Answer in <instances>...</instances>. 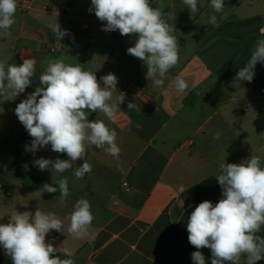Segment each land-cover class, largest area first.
<instances>
[{
    "label": "crops",
    "instance_id": "obj_1",
    "mask_svg": "<svg viewBox=\"0 0 264 264\" xmlns=\"http://www.w3.org/2000/svg\"><path fill=\"white\" fill-rule=\"evenodd\" d=\"M149 2L170 14L179 44V63L162 88H153L146 66L127 53L135 35L102 31L106 22L89 13L91 0H17L11 35L0 30V62L19 66L22 57L37 60L25 92L15 100H0V223L9 222L16 211L56 213L64 232L50 231L46 242L60 248L54 255L62 258L63 250H70L75 264H193L191 253L197 249L188 241V218L205 200L215 205L222 190L194 203L178 186L189 189L216 178L224 161L239 163L253 154L264 166V64L257 63L252 82L235 80L256 40L264 38V0H225L223 13H215L210 0H198L200 11L193 18L182 0ZM213 14L218 27L207 22ZM54 22L70 36L58 42L47 27ZM57 58L95 72L101 87L100 77L108 73L116 75L117 85L140 87L121 104L115 123L103 113L90 114V120H103L117 131L121 152L117 159L89 145L92 172L83 180H76L72 171L53 174L33 166L40 157H68L50 145L35 155L25 151L32 138L15 114L17 104L39 86L49 59ZM176 77L189 85L185 96L175 91ZM129 102L136 107L129 110ZM218 130L220 137L214 139ZM83 163L77 160L74 167ZM62 177H67L70 191L64 207L57 205L59 191L42 190ZM80 198L89 200L94 216L83 240L68 235L65 219ZM259 234L264 236V229ZM200 251L211 264L210 250ZM0 264H12L2 246Z\"/></svg>",
    "mask_w": 264,
    "mask_h": 264
},
{
    "label": "clouds",
    "instance_id": "obj_2",
    "mask_svg": "<svg viewBox=\"0 0 264 264\" xmlns=\"http://www.w3.org/2000/svg\"><path fill=\"white\" fill-rule=\"evenodd\" d=\"M190 17L199 13L198 0H182ZM215 13H223L225 0H210ZM17 0H0V30L11 35L15 23ZM89 13H94L106 22L102 31H119L122 36L135 35V43L127 53L138 58L146 66V79L153 88H162L167 74L179 63V44L174 35L176 28L169 20L171 16L161 7L153 8L149 0H91ZM218 27L217 15L207 21ZM47 27L59 42L70 33L62 29L58 22ZM264 37V28L260 30ZM74 38V37H73ZM22 64L5 65L0 62V100H15L32 84L37 71L36 58H23ZM257 63L264 64V38H258L250 59L235 76L236 81L252 82ZM39 86L27 94L16 108L15 114L32 138L25 145V151L33 155L40 149L51 146L58 154H66L68 159H48L40 157L33 161L39 170H49L53 174L72 171L76 180H83L92 172L87 159V147L94 145L109 156L119 158L121 148L117 144L118 133L103 120H90L91 113L100 112L108 121L115 123L126 94L118 91V78L113 73L97 80L95 72L85 70L80 63L68 64L63 58L49 59L46 68L39 74ZM174 87L177 95L185 96L189 87L185 79L176 77ZM117 93L113 101V94ZM133 102L128 109H134ZM131 124V121H129ZM136 127H140L136 124ZM218 130L214 139H219ZM77 160L82 166L74 167ZM29 170L28 165H24ZM222 198L213 205L209 200L199 203L187 221L189 243L197 250L191 253L193 264H206L200 251L208 248L211 264H256L264 259V166L261 157H251L239 163L220 165L216 176ZM55 185V186H53ZM43 192L59 191L57 205L66 206L70 195L68 179L62 177L52 184H44ZM188 190L178 186L183 194ZM183 208V199L179 202ZM68 220V235L83 240L89 236V226L94 220L88 199H78ZM63 231V221L54 212L16 211L9 222L0 223V246L12 260V264H75L73 253L63 250V258L54 255L59 251L51 242H46L50 231Z\"/></svg>",
    "mask_w": 264,
    "mask_h": 264
},
{
    "label": "trees",
    "instance_id": "obj_3",
    "mask_svg": "<svg viewBox=\"0 0 264 264\" xmlns=\"http://www.w3.org/2000/svg\"><path fill=\"white\" fill-rule=\"evenodd\" d=\"M219 190L221 188L216 178L210 177L192 186L185 193L190 197L192 202L196 203Z\"/></svg>",
    "mask_w": 264,
    "mask_h": 264
},
{
    "label": "built area",
    "instance_id": "obj_4",
    "mask_svg": "<svg viewBox=\"0 0 264 264\" xmlns=\"http://www.w3.org/2000/svg\"><path fill=\"white\" fill-rule=\"evenodd\" d=\"M117 89L118 91L124 92L126 94V99H133L137 95L135 90L139 91L140 87L136 85L134 86L135 90H133L130 86L120 84L117 85Z\"/></svg>",
    "mask_w": 264,
    "mask_h": 264
}]
</instances>
